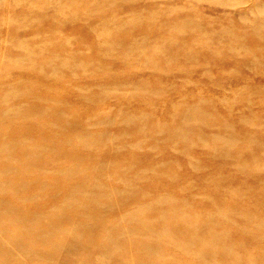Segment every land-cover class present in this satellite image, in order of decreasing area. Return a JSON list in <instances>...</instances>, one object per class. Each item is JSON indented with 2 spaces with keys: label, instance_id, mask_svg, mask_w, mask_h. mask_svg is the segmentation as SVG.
Returning <instances> with one entry per match:
<instances>
[{
  "label": "rangeland",
  "instance_id": "rangeland-1",
  "mask_svg": "<svg viewBox=\"0 0 264 264\" xmlns=\"http://www.w3.org/2000/svg\"><path fill=\"white\" fill-rule=\"evenodd\" d=\"M0 264H264V0H0Z\"/></svg>",
  "mask_w": 264,
  "mask_h": 264
},
{
  "label": "bare ground",
  "instance_id": "bare-ground-1",
  "mask_svg": "<svg viewBox=\"0 0 264 264\" xmlns=\"http://www.w3.org/2000/svg\"><path fill=\"white\" fill-rule=\"evenodd\" d=\"M83 223V222H82Z\"/></svg>",
  "mask_w": 264,
  "mask_h": 264
}]
</instances>
